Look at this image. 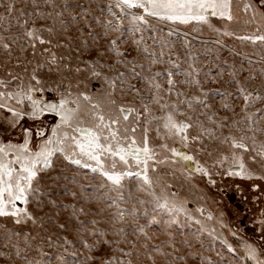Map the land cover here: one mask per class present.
<instances>
[{"label":"rangeland","instance_id":"obj_1","mask_svg":"<svg viewBox=\"0 0 264 264\" xmlns=\"http://www.w3.org/2000/svg\"><path fill=\"white\" fill-rule=\"evenodd\" d=\"M4 2L6 3L7 0H4ZM66 2L69 5V9L65 11V18H68L69 11L77 16L84 13L86 19L91 23V28L85 27L84 20H80L78 25H73L69 19L66 33H62L58 37H49L47 33L43 34L45 39L51 38L54 45L59 44L61 47L40 45L37 42L35 55H33V49L29 46L26 38H21L16 43H12L10 55L0 48V79L11 80L8 75L11 72L13 75L22 76L25 83H27L32 68L37 61H42L44 56H47V53L44 56L41 55L43 48L52 47L57 56L71 57L70 61L65 60L62 63H70L73 69L71 73L63 72V75L68 76L65 84L69 80L73 84V95L77 91H87L93 96H99L103 92L106 85L102 80L90 78V73L87 70L82 73H75L74 69L77 66L85 69V64L81 63V61L101 59L109 64L115 62L113 54L107 50L109 41L120 36V33L110 32L108 37H104L103 33L105 30L94 20V17L99 18L101 21L112 19L108 13V5L112 0H66ZM244 2L245 0H234L233 12L235 19L231 22L217 17H210L212 24L219 28L221 33L227 29L230 32H234L236 34L234 36H223L220 33L211 31L206 25H197L195 22L183 25L172 24L171 22L161 23L154 18H150V24L155 27V31H153L152 27L145 26L143 31L129 34L127 31L129 25L125 21V33L118 41L121 51L129 50L127 59L131 60L133 57H137L136 62L145 66L144 70L138 67L136 69L137 72H142L144 76H150L157 71L165 73L158 78V81L164 84L165 88H167L165 83L167 80L166 70L171 69L175 73L173 79L178 87L171 94L165 93L162 103L178 105L180 112L188 110L187 105L183 102L186 97L177 96V91L187 93L188 96L199 94L195 87H188L182 83L185 79L184 73L190 71V64L200 69V74L195 76V78L200 80L203 90L209 92V99L212 103L211 110L216 111L218 114L216 119L223 116L229 118L226 122V127L222 130L225 135H228L231 130L233 135L239 136L242 133L237 132L236 129L245 127V113L242 111L244 101L237 91L236 81H239L249 90L257 89L261 95H264V76L261 75V71L264 70V59H262L264 50L261 49L259 42L253 44L249 41L236 39V36L251 35L256 31L257 27L256 24L246 25L244 23V20L247 19L246 14L242 10ZM51 3H55L58 6L57 10H62L65 0H51ZM51 3H46L45 0H36L39 10L43 12L52 11ZM77 5L81 7H77ZM16 6L24 7L26 12L33 11V6L30 3L22 2V0H16ZM113 10L119 13V9L114 8ZM133 11L139 10L134 9ZM2 12H4V9L0 7V13ZM51 25V19L41 20L37 24V26ZM56 28L59 32L60 25L57 24ZM77 28H81L83 31H77ZM169 31L173 32L171 36L168 35ZM21 33L22 30L16 26H13L9 32L0 29V36L10 37ZM142 36V46L147 45L152 51L157 53L161 51L162 43L168 45L169 47L164 48V59L176 61L179 67L172 68L171 65L162 63L152 65L149 72L147 70L149 61L144 59L142 52L137 53L133 44L134 40H140ZM218 40L220 41L219 44L217 43ZM84 41H87V49L84 48ZM9 42L11 43V41ZM21 47H23V51ZM78 50L83 51L82 56L77 54ZM101 51H106L107 55L99 57L97 53ZM189 52L191 57L187 55ZM177 56L179 59H177ZM28 61H31V63H28ZM25 67L27 72L24 70ZM129 68L117 65L118 71L130 75ZM104 72L109 77L116 75L115 72H108L107 69H104ZM233 73L235 75H232ZM40 75L47 81L49 86H53L61 79V74H48L46 69L42 70ZM250 75L254 76L255 79L250 80ZM77 81H82L79 89L75 87ZM17 83L18 81H12L7 90H15ZM130 83L141 90L140 95H135V90L133 89L123 93L117 91L114 98L118 105L132 107L139 111L140 116L137 119L136 112H133L129 115L128 121H122L121 123L129 128L134 127L136 129L135 133L129 132V136L137 140L138 146L142 145L145 135L144 130L147 129L149 146L156 153L153 160L148 162V175L154 181H159L156 184L155 191L160 194L161 187L166 186L164 191L169 194V199L174 201L177 207L183 206L185 211L179 213L177 217L179 220L178 224H173L170 227L165 224L148 226L146 231L149 236L154 237L151 241H147L142 234H132L131 225L117 224L116 227H124L126 229L128 240L136 241L137 243L135 250L131 249L127 244L121 245V247H124L126 251L139 253L138 259L134 260V264H151V261L147 259L146 253L155 257L157 264H165V260H172V257L165 258L160 256L153 248V245L164 242L162 250L166 253L172 252L173 249L167 246L169 233H171V236L174 237L175 248L179 249V252L173 255L184 257L183 260L177 258L175 264H202V260L204 264H207L208 260H211L212 264H229L230 261L235 259V256L227 251L226 245L221 243V238L226 239L236 247L239 255H243L242 249L239 247L242 239L256 245L255 240L246 238L235 227L233 220L240 219L243 222L242 213L244 209L247 211L248 207L254 206L251 203L253 196H258L260 202L264 203V180L256 178L264 175V171L261 170L259 162L253 163L251 161L250 156L253 153L245 152L243 149H232L229 144H220L216 140L209 141L206 139V134L203 139L204 150H199L202 147L201 143L191 140L192 136L198 134L196 127L189 128L187 131L189 140L181 142L180 134L172 135L169 133L163 127L164 122L162 120H151L149 123L151 116H163L169 109L161 111L158 105H151V114L144 112L141 97L149 96L148 85L144 80L137 79H132ZM84 84H87V88L84 87ZM4 90L0 89V91ZM217 92H230L233 94L223 99L232 105L234 111H228L221 107L222 97ZM37 95H42L45 100L58 99L57 94L54 92L45 91L42 94L37 93ZM10 103L15 104V101H10ZM25 105H27V102H25ZM257 109L264 110V102L257 101L248 108V114L255 113L253 120H259L261 115L264 114V112L257 111ZM25 110L28 111L30 109L25 107ZM200 111L209 110L201 109ZM188 115L197 116L198 120L203 122L205 128L212 127L211 122L205 116L200 115L199 111L197 113L188 112ZM6 116H10V114L6 110L0 109V141L22 143L24 129H30L33 132V147L41 139L35 135L36 131L43 129L46 138V136L51 134V126H54L59 120L58 117L49 113H45L36 120L28 119L25 116L20 121V124L13 128L4 118ZM176 119L180 121L184 120L185 117L177 114ZM233 120L240 121V124L233 125ZM261 126H264V122H262ZM220 131L218 129L217 134ZM121 132H123V128H121ZM261 140H264V136L257 133V142ZM246 143L251 144V141H246ZM165 145L166 147H162ZM172 148L192 156L193 160L184 161L179 156H173ZM233 151L237 155L243 156L246 167L255 173L253 179L227 175L226 170L229 168L230 161H226L223 166L215 163L223 155L231 156ZM209 152L212 153L211 156L208 155ZM175 160H179V163H173ZM158 161H164V163H158ZM197 161L213 172V179L216 180L215 185L209 184L208 177L195 171ZM89 163L95 166L94 162L90 161ZM131 163L134 166L136 165V161H131ZM141 167L142 165L134 167V170L140 171ZM153 168H155V171H152ZM216 172H220L221 175H215ZM38 181V184L34 182L33 186L38 187L39 191L29 196L28 204L17 202V207H26L32 213L36 219L35 224L32 221H22L20 224H16L13 217H0V253L5 254L0 256V264H25L24 256H27L29 260H39L41 264H48L49 261L51 264H59L60 255H63L69 264H81L86 256L89 255L88 250L83 247L81 241L86 239L89 243H92L94 238L83 233V229L80 227L76 217L86 222L95 219L100 222L97 227L107 231L108 239L119 238L112 235L115 229L108 223L110 214L115 212L116 208L115 206L111 208L107 206L110 203L105 198L107 189L101 187L106 181L99 172L94 173L91 168L73 165L66 161L60 153H57L53 157V167L46 172H42L38 177ZM124 183L126 185H134L136 180L126 178ZM171 193H175V195L171 196ZM112 195L115 194L112 193ZM245 197L248 198L247 202H245ZM142 198L151 199L146 194H143ZM121 207L127 206L121 205ZM81 208L85 210L87 215L79 211ZM201 208L204 210L203 214L197 211V209ZM74 211L75 216L73 215ZM209 213L213 215L212 220L207 219ZM221 213H223V222L228 225V228H221L216 223V220L220 219ZM189 216L191 219H189ZM196 220H200L208 230L215 228V234L220 238L213 239L207 232H204L200 236V241L203 242V245H201V242L194 235L199 234L198 229L200 228V225L195 223ZM139 223L145 224L146 219L141 217ZM61 224L64 225V228L60 227ZM88 227L91 228L92 225L89 223ZM229 228L231 231H229ZM245 229L250 232L253 231L251 236L257 237L256 228L249 229L246 226ZM231 232H236L237 236H232ZM13 233H20V236H13ZM9 236L12 238L8 239L7 237ZM25 236L28 237L27 242L24 239ZM65 239L69 243H65ZM185 240L190 242L191 247L183 243ZM145 243L149 244L148 249L142 247ZM17 247L20 249L19 256L16 254ZM261 250L264 251V249ZM41 252L47 255L42 256ZM72 252H76L77 255H70ZM218 252L221 253L220 256L217 255ZM93 254L104 258L112 255L120 257V253H113L112 249L107 246L102 249H94Z\"/></svg>","mask_w":264,"mask_h":264},{"label":"snow or ice","instance_id":"obj_2","mask_svg":"<svg viewBox=\"0 0 264 264\" xmlns=\"http://www.w3.org/2000/svg\"><path fill=\"white\" fill-rule=\"evenodd\" d=\"M22 2L30 3L33 6V11L26 12L24 7H17L16 0H7L6 3L4 0H0V7L4 9V12L0 13V29L9 32L13 26H16L22 30L20 35L0 36V48L9 55L11 54L12 43H16L21 38L28 40L29 46L33 49V55L36 54L37 42L40 45L61 47L59 44L54 45L53 39H45L43 34L47 33L49 37H58L62 33H66L69 19L73 25H78L80 20H84L85 27L91 28V23L86 19L84 13L77 16L69 11L68 18H65V11L69 9L66 0L62 10H57L58 6L51 3V0H45L46 3H51L52 11L49 12L40 11L36 0H22ZM77 7L81 6L77 5ZM233 7L234 0H112L108 5V13L112 19L101 21L99 18L94 17V20L105 30L104 37H108L110 32L120 33V36L109 41L107 50L113 54L115 62L109 64L101 59L81 61L85 64V69L79 66L74 69L75 73H82L87 70L90 73V78L103 81L106 88L99 96H93L87 91H77L73 95V84L70 80L65 84L68 76L63 75V72L71 73L73 69L70 63H62L65 60L70 61L71 57L57 56L52 47L43 48L41 55L44 56L47 53V56H44L42 61H37L32 68L27 83H25L22 76L13 75L11 72L8 73L11 80L0 79V89H5L0 91V109L6 110L10 114V116L4 118L11 127L15 128L25 116L28 119L36 120L45 113H49L59 118L58 122L51 126V134L46 138L43 129L36 131L35 135L41 139L34 147L32 146L33 132L30 129H24L22 143L0 141V217H13L16 224H20L22 221L36 223L32 213L26 207H17V202L28 204L29 196L39 191L38 187L33 186L34 182L38 184L40 174L53 167V157L60 153L66 161L73 165L91 168L94 173L99 172L106 181L101 187L107 189L105 198L110 201L107 206L109 208L115 206L116 208V211L111 213L108 219V223L115 229L112 235L119 237L114 240L107 238L108 233L106 230L97 227L99 221L93 219L86 222L76 217L83 233L94 238L92 243H89L86 239L81 241L83 247L89 253L81 264H97V262L98 264H134V260L138 259L139 253L126 251L121 245L127 244L135 250L137 243L128 240L126 229L116 227L117 224H129L132 226V234H142L147 241H151L154 237L149 236L146 231L148 226L165 224L170 227L179 223L177 217L185 209L183 206L177 207L175 202L169 199V194L164 191L166 186H162L160 194H157L155 187L159 181H154L148 175V162L153 160L156 153L149 146L147 129L144 130L145 135L142 145L138 146L137 140L129 136V132L135 133L136 129L134 127L129 128L121 123L122 121H128L129 115L133 112H136L137 119L140 116L139 111L132 107L118 105L114 98L117 91L123 93L133 89L135 95H140L141 90L130 83L132 79L144 80L148 85L149 96L141 97L144 112L151 114V105H158L161 111L169 109L163 116H151L149 123L151 120H162L164 122L163 127L169 133L172 135L180 134L181 142L188 141V129L196 127L198 134L192 136L191 140L201 143L202 147L199 150H204L203 139L206 134V139L209 141L216 140L220 144H229L232 149H243L245 152L253 153L250 156L251 161L253 163L259 162L261 170L264 171V140L257 142V133L264 136V126H261L264 122V114L261 115L259 120H253L255 113L248 114L247 112L248 108L257 101L264 102V95H261L259 90H249L239 81H236L237 91L244 101L242 111L245 113V127L236 129L237 132L242 133L239 136L233 135L231 130L228 135H225L222 130L226 127L229 118L223 116L216 119L218 114L216 111L211 110L212 103L209 99V92L204 91L200 80L195 78L200 74V69L190 64V71L184 73L185 79L182 83L188 87H195L199 94L188 96L187 93L177 91V96L186 97L183 102L187 105L188 110L180 112L178 105L162 103L164 94H171L178 87L173 79L175 73L171 69L166 70L167 80L165 83L167 88H165L164 84L158 81V78L165 73L157 71L150 76H144L142 72H137L138 67L144 70L145 66L136 62L137 57H133L131 60L127 59L129 50L121 51L118 44L125 33V21L129 25L127 28L128 33L135 34L137 31H143L145 26L152 27L153 31L156 30L150 24V18H154L161 23L171 22L172 24L183 25L195 22L197 25H206L211 31L220 33L223 36H234L236 34L227 29L221 33V30L215 27L210 20V17H217L228 22L233 21L235 19ZM114 8L119 9V13L114 11ZM134 9L139 11H133ZM242 10L247 16L244 23L246 25L256 24L257 27L251 35L236 36V39L249 41L253 44L259 42L261 49L264 50V0H245ZM48 19L52 21L51 26H37L39 21ZM57 24L60 25L59 32L56 28ZM76 30L83 31L81 28ZM172 34V31L168 32L169 36ZM142 40L143 36L140 40H134L133 44L137 53L142 52L144 59L149 61L147 69L149 72L151 66L156 64L167 63L172 68L179 67L176 61L164 59V48L169 47L168 45L162 43L161 51L157 53L147 45L142 46ZM217 43L219 44L220 41L218 40ZM84 48H88L87 41H84ZM21 50H24L23 47H21ZM77 54L82 56L83 51L78 50ZM97 55L104 57L107 52L101 51ZM187 55L191 57L190 52ZM177 59H179L178 56ZM262 59H264V56H262ZM28 63H31V61H28ZM117 65H123L126 68L130 66V75L118 71ZM45 69L48 74H61L60 81L53 86H49L47 81L40 75L41 71ZM104 69H107L108 72H115L116 75L109 77L105 74ZM24 70L27 72L26 67ZM261 75L264 76V70L261 71ZM249 79L254 80L255 77L250 75ZM12 81H18L16 89L7 90ZM81 83L82 81H77L75 87L79 89ZM84 87L87 88V84H84ZM62 88L63 90H61ZM45 91L56 93L58 99L45 100L42 95H37V93L42 94ZM217 94L222 97L221 107L228 111H234L232 105L223 99L233 94L230 92H217ZM10 101H15V104L10 103ZM25 102H27V105H25ZM25 107L30 110L26 111ZM201 109H208L209 111H200ZM198 111L200 115L205 116L211 122L212 127L205 128L203 122L199 121L197 116L188 115V112L197 113ZM257 111L264 112L261 109H257ZM177 114L184 116L185 119L178 121L176 119ZM232 124H240V121L233 120ZM21 127L23 126L21 125ZM121 128H123V132H121ZM218 129L221 130L219 134H217ZM246 141H251V144L246 143ZM162 147H166V145ZM171 152L173 156H179L184 161L193 160L192 156L181 153L176 148H172ZM208 155L211 156L212 153L209 152ZM90 161L94 162L95 166H92L89 163ZM131 161H136V165L134 166ZM226 161H230L229 168L226 170L227 175L241 176L246 179H253L255 176V173L246 167L243 156L237 155L235 151L231 153V156L223 155L215 163L223 166ZM158 163H164V161H158ZM173 163H179V160H175ZM141 165L140 171L134 170V167ZM234 165H238L237 171L232 170ZM152 171H155V168ZM195 171L208 177L209 184H216V180L213 179V172L199 164L198 161L196 162ZM215 175H221V173L216 172ZM126 178L135 179L136 183L126 185L124 183ZM256 178L264 180V175ZM112 193L115 195H112ZM143 194L151 197V199L142 198ZM170 195L174 196L175 193ZM121 205L127 207H121ZM79 211L87 215L83 208ZM197 211L203 214L204 210L201 208ZM73 215L75 216V211ZM141 217L146 219L145 224L139 223ZM189 219H191L190 216ZM207 219L212 220L213 215L209 213ZM89 223L92 225L91 228L88 227ZM195 223L200 225L199 234H194L198 241H200V236L204 232H207L213 239L220 238L216 236L215 228L206 229L200 220H196ZM216 223L221 228H228V225L223 222V213L220 214V219H217ZM257 224L261 233L260 240L264 241V211H261ZM60 227L64 228V225L61 224ZM229 231H231L230 228ZM231 234L234 237L237 236L236 232H231ZM12 235L18 237L20 233H13ZM7 238L11 239L12 237ZM24 239L27 242L28 237L25 236ZM200 242L203 245V242ZM65 243H69L67 239H65ZM183 243L191 247L189 241L185 240ZM221 243L226 245L227 251L235 256V259L230 261L229 264H249V262L251 264H264V251L247 240L242 239L239 245L243 255H239L237 248L226 239L221 238ZM104 246L112 249L113 253H120V257L112 255L104 258L93 254L94 249H102ZM167 246L171 247L173 251L164 252L162 250L164 242L153 245L160 256L172 257V260L166 259L165 264H175L177 258L184 259L183 256L176 257L173 255L179 252V249L175 248L174 237L171 236V233H169ZM142 247L148 249L149 244L145 243ZM16 254L20 255L19 247L16 249ZM3 255L5 254L0 253V256ZM41 255L47 254L41 252ZM70 255L76 256L77 253L72 252ZM146 255L151 264H157L155 257L148 253ZM217 255L220 256L221 253L218 252ZM23 259L25 264H41V261L29 260L27 256H24ZM48 264H51V262L49 261ZM59 264H69V262L63 255H60ZM202 264H204L203 260ZM207 264H212V261L208 260Z\"/></svg>","mask_w":264,"mask_h":264},{"label":"flooded vegetation","instance_id":"obj_3","mask_svg":"<svg viewBox=\"0 0 264 264\" xmlns=\"http://www.w3.org/2000/svg\"><path fill=\"white\" fill-rule=\"evenodd\" d=\"M247 201L248 198L245 197V202ZM251 203L254 204V206L248 207L247 211H245L246 209H244L242 213V218H244L243 222L240 219H234L233 222L235 227L239 229L246 238L255 240L256 245L260 249H264V241L260 240L261 233L257 224V221L260 219L261 211H264V203L262 204V202H260V198L258 196H253L251 198ZM246 226H248L249 229L256 228L257 237H252L251 234L253 233V231L250 232L249 230H246Z\"/></svg>","mask_w":264,"mask_h":264},{"label":"water","instance_id":"obj_4","mask_svg":"<svg viewBox=\"0 0 264 264\" xmlns=\"http://www.w3.org/2000/svg\"><path fill=\"white\" fill-rule=\"evenodd\" d=\"M232 170L233 171H237L238 170V166H234Z\"/></svg>","mask_w":264,"mask_h":264}]
</instances>
